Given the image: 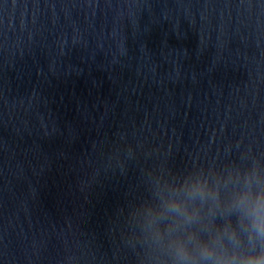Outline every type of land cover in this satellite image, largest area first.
Instances as JSON below:
<instances>
[{"label":"water","instance_id":"1","mask_svg":"<svg viewBox=\"0 0 264 264\" xmlns=\"http://www.w3.org/2000/svg\"><path fill=\"white\" fill-rule=\"evenodd\" d=\"M245 147L264 152V0H0V235L19 264H135L112 253L140 167Z\"/></svg>","mask_w":264,"mask_h":264},{"label":"clouds","instance_id":"2","mask_svg":"<svg viewBox=\"0 0 264 264\" xmlns=\"http://www.w3.org/2000/svg\"><path fill=\"white\" fill-rule=\"evenodd\" d=\"M125 155L136 159L131 148ZM112 159L116 167L109 169L123 175L126 164L118 155ZM140 179L146 195L121 211L112 261L130 251L135 264H264V152L188 153L182 169L140 167ZM23 256L34 264L37 253L25 249ZM0 264H19L6 232Z\"/></svg>","mask_w":264,"mask_h":264}]
</instances>
